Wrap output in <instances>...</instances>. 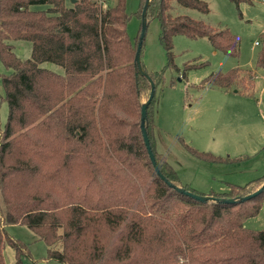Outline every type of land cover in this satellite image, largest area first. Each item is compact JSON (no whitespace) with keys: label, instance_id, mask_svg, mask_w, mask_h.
I'll return each instance as SVG.
<instances>
[{"label":"trees","instance_id":"16d2710c","mask_svg":"<svg viewBox=\"0 0 264 264\" xmlns=\"http://www.w3.org/2000/svg\"><path fill=\"white\" fill-rule=\"evenodd\" d=\"M145 2L137 11L141 19ZM176 6L210 12L206 0L150 1L147 24L160 22L168 58L162 70L149 73L156 88L165 83L167 68L180 72L176 35L207 37L215 51L240 54V39L230 28L216 30L203 19L176 14ZM130 19L127 0H0V60L10 71L0 74L9 108L0 144V264H8L6 245L15 251L14 264L31 255L6 232L11 224L33 230L47 245V259L61 264H264V228L244 226L260 212L264 190L232 203L202 201L155 171L140 126L143 98L151 93L135 62L142 23L132 41ZM15 41L31 44L29 58L15 53ZM259 45L256 67L264 69V33ZM203 64L186 63L183 77ZM255 76L236 67L212 72L200 87L247 92ZM154 101L155 95L149 135ZM100 139L121 165L105 163L95 149ZM132 155L141 162H132ZM261 179L239 187L248 195Z\"/></svg>","mask_w":264,"mask_h":264},{"label":"rangeland","instance_id":"374dc122","mask_svg":"<svg viewBox=\"0 0 264 264\" xmlns=\"http://www.w3.org/2000/svg\"><path fill=\"white\" fill-rule=\"evenodd\" d=\"M206 1L210 8L208 14L184 6H176L174 13L203 19L216 30L230 28L240 39V54L229 56L215 51L207 37L174 36L173 51L180 72L167 68L165 83L155 90V101L149 110L152 123L149 136L161 171L171 176L180 187L201 195L240 196L248 190L240 187H246L255 179L262 178L260 183L264 180V69L256 67L261 46L255 44L261 41L264 33V0L243 2L240 6L231 0ZM139 7L140 0H127V10L131 14L128 32L132 41L142 23L137 14ZM159 34L160 22L156 18L151 19L147 24L142 53L148 73L162 70L167 63V52ZM14 51L20 58L27 59L31 56L32 47L28 42L15 41ZM186 63L204 64L187 70L186 77H183ZM45 66H51L57 72L63 71L54 64L46 63ZM236 67L255 72L254 85L249 91L200 87L212 72ZM9 72L0 60V74ZM2 95L0 89V144L9 114L8 104ZM146 100L147 96L143 98L144 102ZM95 149L107 165H121V161L107 155L104 140L100 139ZM130 159L141 162L135 155ZM263 184L251 187L250 193ZM244 226L256 230L264 228V196L260 212L247 218ZM5 230L29 247L31 255L24 256L23 264H61L47 259L46 243L38 240L26 225H6ZM4 256L8 264H14L13 247L6 245Z\"/></svg>","mask_w":264,"mask_h":264},{"label":"water","instance_id":"95a60500","mask_svg":"<svg viewBox=\"0 0 264 264\" xmlns=\"http://www.w3.org/2000/svg\"><path fill=\"white\" fill-rule=\"evenodd\" d=\"M150 1L151 0H146L145 5H144L143 10H142V30H141V35H140L138 47H137L135 62L137 64L139 72L142 75L146 76L151 83V93H150L148 99L142 105V110H141L142 116H141L140 126H141V130H142L143 138L145 141V145H146V148L148 150L151 162L155 168V171L170 186H174L177 190L185 192L187 195L193 196V197H195L199 200H202V201H204V200H216V201H223V202L232 203V202L247 200L249 198H252V197L258 195L259 193H261L264 190V184L260 188H258L257 190L253 191L252 193H249L248 195L242 196V197L237 198V199H235V198H219V197L213 196V195H200V194L194 193L192 191H187L184 188L179 187L177 185H174L172 182L169 181V179L160 170V167H159L157 160H156L155 153L153 151V147L151 145V141H150V137H149V134L147 131V127H146V122L148 119V107H149V104L151 103V101L155 95L156 85H155L152 77L150 76V74L142 66L141 55H140V48H141V45L143 43V39L146 36V30H147L146 12H147V8H148Z\"/></svg>","mask_w":264,"mask_h":264},{"label":"built area","instance_id":"2783aa9c","mask_svg":"<svg viewBox=\"0 0 264 264\" xmlns=\"http://www.w3.org/2000/svg\"><path fill=\"white\" fill-rule=\"evenodd\" d=\"M255 44H256V45H259V44H260V42H259V41H256V42H255Z\"/></svg>","mask_w":264,"mask_h":264},{"label":"crops","instance_id":"0c3cea01","mask_svg":"<svg viewBox=\"0 0 264 264\" xmlns=\"http://www.w3.org/2000/svg\"><path fill=\"white\" fill-rule=\"evenodd\" d=\"M144 102V101H143Z\"/></svg>","mask_w":264,"mask_h":264}]
</instances>
